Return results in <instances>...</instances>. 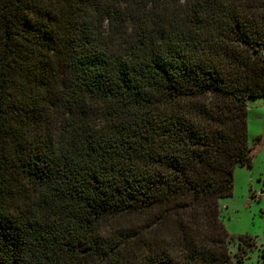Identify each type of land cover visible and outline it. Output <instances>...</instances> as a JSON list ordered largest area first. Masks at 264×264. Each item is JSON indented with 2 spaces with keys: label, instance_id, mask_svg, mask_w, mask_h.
Wrapping results in <instances>:
<instances>
[{
  "label": "trees",
  "instance_id": "obj_1",
  "mask_svg": "<svg viewBox=\"0 0 264 264\" xmlns=\"http://www.w3.org/2000/svg\"><path fill=\"white\" fill-rule=\"evenodd\" d=\"M260 96L264 0H0V264L242 261Z\"/></svg>",
  "mask_w": 264,
  "mask_h": 264
},
{
  "label": "rangeland",
  "instance_id": "obj_2",
  "mask_svg": "<svg viewBox=\"0 0 264 264\" xmlns=\"http://www.w3.org/2000/svg\"><path fill=\"white\" fill-rule=\"evenodd\" d=\"M247 133L252 149L251 167L236 166L233 171V191L219 198V214L225 229L233 236L247 235L254 246L247 250L242 261L235 264H261L264 248V96L248 98ZM230 253L237 251L235 243Z\"/></svg>",
  "mask_w": 264,
  "mask_h": 264
}]
</instances>
